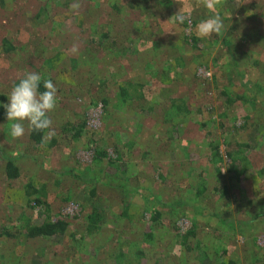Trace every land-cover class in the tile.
<instances>
[{
    "label": "trees",
    "instance_id": "16d2710c",
    "mask_svg": "<svg viewBox=\"0 0 264 264\" xmlns=\"http://www.w3.org/2000/svg\"><path fill=\"white\" fill-rule=\"evenodd\" d=\"M133 1L79 0V9L72 7L75 0H20L21 7L15 6L17 0L0 1V9L6 8L5 17L7 16L6 26L2 22L0 25H4L3 29L7 32L11 33V30H14L12 36L3 35L0 41L1 51L11 57L8 71L15 72V68H18L17 65H12L14 57L12 53L19 50L24 43L17 38L19 26L9 21L10 12H13L12 21H15V15L17 16L15 8H17V11L22 9V14L19 16L22 21H35V26H32V36L40 39L36 44L38 50L33 53V60L37 61V64L30 63V71L25 64L23 70L39 73L42 80H52L57 92L61 94L65 90L61 85L64 84L62 80L67 81L68 77V81L73 80L72 84H75L73 74L85 70V77L88 76L85 83L96 81L99 85V90L93 92L89 84V104L101 103L102 106V122L97 128L89 129L85 113H82L77 114L74 120L67 118L59 122L60 129L55 122H52L54 133L52 135L47 134V131L30 130L25 122L24 136L10 140V126L13 122L7 120L3 105L8 103L12 86L18 83L26 72L22 74L20 66L14 75H17L16 81L10 79L11 76H5L0 80V140L7 141H0V158H2L0 173L10 182L12 192L15 189L12 181L22 171L16 163L17 158L30 154L38 158L41 150L46 149V154L42 157L44 159L40 161L44 168L40 169H43L48 177L37 173L36 184L34 181L28 184V188L33 192L25 196L27 204L24 210L31 211L30 214L38 221L34 222L33 216L21 222H18V219L12 221L10 213L3 212L5 224L0 223V264H29L27 260L34 255L39 256L41 264H164L160 259L159 250L164 233L170 230V224L176 231L178 254L183 248L187 254L196 257L198 251L203 250V256L202 253H198V257L203 259L207 254L205 250L209 249L204 245L205 242L202 243V239L198 238L195 241L196 221H191L190 226L181 230L176 225V221L187 216L189 213L187 207L195 209L197 214L194 215L203 214V208L211 197L226 203L233 184L229 185L226 180L216 182L211 179L213 175L209 170L204 173L189 166L182 173L186 183L193 184V187L190 186L194 191L192 204H189V200L185 198H167L155 193V185L166 180L165 173L161 169L168 166L172 168L175 165L173 159H176V162L182 156L185 159L189 147L184 145L183 142L186 141L183 137L174 133L169 136L172 140H168L164 148L155 138V134L151 133L152 130L147 129L152 126L157 129L159 122L170 115L169 109H172V113L179 119L186 117L189 121L198 122L201 128L209 124L208 129L214 128L216 117L220 120V126L225 125L221 121V115L225 111L233 110L232 118L228 113L225 114L230 118L228 139L236 146L234 150L226 153L230 159L229 170H234V174L238 177L242 176V173L249 170L248 153L251 150H264V36L261 35L258 41L256 40L258 33L247 35L242 27H237V24L230 26L228 33L224 30L223 35H214L218 46L210 65L213 71L211 79L214 90L213 94L206 95L204 101L210 106L214 97L223 109L215 118L203 122L200 108L206 104H199L195 117L193 108L187 103L188 97L182 94V89L188 85L186 80L194 75V66L202 64L196 51L199 50L197 45L200 39L196 34L195 26L197 22L209 18L212 13L199 3L198 6L202 10L192 12L190 32L186 34L180 31L174 37L168 35L162 15L161 18L156 17L159 12L156 7H152L148 12V7L151 5L147 4V0ZM172 1H168L169 4ZM224 1L234 2L237 9L241 2V0ZM159 6L169 7L163 3H159ZM137 7L141 8L140 11L133 10ZM247 8L250 11L241 8L243 13L238 18L245 17L247 21L254 22L264 29V2L251 3ZM257 8L258 10L254 12L253 10ZM233 9L228 5L219 7L221 19L230 16ZM131 11L134 14L133 19L130 17ZM251 11L252 13L249 14L248 12ZM186 21L183 24H186ZM223 22L228 23L227 19ZM162 29L163 36L159 39L156 34L161 33ZM235 37L242 50L236 46ZM47 42L55 44L54 56L46 55V48L49 50L50 47ZM246 42L257 43L261 47L246 49ZM243 53H248L246 58ZM125 66L130 71L128 77L124 75ZM142 69H151L153 75L144 74ZM55 72H58L57 75ZM208 77L209 75L206 79L209 82ZM122 78L130 79L122 81ZM237 79L239 84H235ZM101 84H105L109 91H106L107 88H103ZM180 85L184 87L181 88ZM233 86H240L241 91L237 93L231 90ZM78 88L79 86L75 87ZM39 90H44L42 83ZM75 104L87 106L86 102L80 104V100ZM235 109L240 110L241 115H237ZM132 119L133 128L119 125L121 121L129 122ZM237 120L241 121L237 123ZM118 126L120 129L115 128ZM167 127H171L169 123ZM143 130L151 134L153 158L161 167L158 166L157 171L147 170L145 162L143 163L145 169H136L135 163L127 162V157L124 156L134 146V141L141 140ZM244 130L247 132V138L238 141L236 134ZM208 134H204L203 137L205 136L211 151L214 152L210 157V163L213 165V160L219 154L220 142H217L218 137L215 133ZM110 138L114 142V155L107 151L108 144L105 143V139ZM223 141L227 142V139ZM78 142L86 143V148L92 152L89 161L81 162L75 156ZM119 142H124L128 150L118 146ZM11 148L19 154L6 153ZM172 153L175 157L171 155ZM141 154L144 153H138L136 157L142 158L139 156ZM52 162L57 164V167H53ZM25 166L23 163L22 169L29 174L28 170H24ZM259 173L264 174V166L259 169ZM213 174L218 180L217 169ZM142 179L147 181L146 185L140 181ZM21 187L25 189L23 183ZM37 188H45L51 194L48 193L43 198L36 194L39 190ZM12 194L13 192L8 198L13 203H19L21 207L22 195L17 194L18 198L13 200ZM24 194L25 190H23ZM69 202L79 207L82 217L70 216L62 212L64 205ZM8 203L5 202L6 205ZM24 210L23 214L26 212ZM257 216H264V211L258 212ZM30 219L32 222L28 221ZM221 220L223 221L222 218ZM108 223L110 230L105 234L103 226ZM131 231H134L131 236H126L125 233L129 234ZM103 234L106 236V241L114 243H109L113 245L109 251L103 246L102 239L105 237ZM179 237L182 238L181 242ZM140 240L147 245L143 247L139 244ZM3 244L6 246L4 247ZM62 246L67 248L65 256L62 252L58 254L56 250L57 247ZM219 252L212 251L209 264H239L238 259L226 256L229 250L224 249L222 253Z\"/></svg>",
    "mask_w": 264,
    "mask_h": 264
},
{
    "label": "rangeland",
    "instance_id": "374dc122",
    "mask_svg": "<svg viewBox=\"0 0 264 264\" xmlns=\"http://www.w3.org/2000/svg\"><path fill=\"white\" fill-rule=\"evenodd\" d=\"M168 1L162 0V2H160V0H147V4L151 5L148 7V12L151 11L150 9L152 7H156L155 9H158L159 12L157 13L156 17L161 18L162 15V18L164 19L163 24L168 29L167 30L169 33L168 35L170 36L174 35V37H176L177 36L176 33L180 31L188 34L190 32L189 26L190 24L192 26V23H189L188 21H186V24H180L178 22H174L173 16L176 15L178 12L190 13L191 14L190 19L192 20V12L202 10L200 6H198V4L200 3L199 0H173L172 3L170 4ZM258 1L259 2H256V0H241V2L238 4L239 9L235 7L234 2L224 1V3L221 6L226 7V5H228V7H230L231 9L234 8L230 16L224 18L227 19L228 21L227 24L226 22H223L224 27L226 28L224 29L225 33H228L230 31V26H234L235 24H237V27L240 28L242 27V29L246 31L247 35L252 33H258L259 36L256 37V40L260 41L261 38L260 36L261 35L264 36V29L256 25L254 22L251 23V21H247L245 17L240 19L238 18L240 17L241 13H243L241 10L242 7L248 9L247 6L251 5V3L262 4L264 2V0H258ZM132 2L134 1L132 0ZM20 3H21L20 0H17L15 6L21 7ZM159 3L167 4V6L169 5V7H165V8L160 7ZM133 6H138V4H133ZM221 6H218V8ZM140 9L139 7H137L134 8L133 10L140 11ZM5 10L0 9V22H2L4 25H5V20L7 19V16L5 17L6 14ZM15 10L17 13V16L15 15V21H12L13 12L10 13L8 12L9 21L13 22L15 26H19L20 31L17 32V38L23 41L24 43L19 50L14 51L12 53V55H14V57L12 58L13 60L12 65H17L18 68L21 66L22 67L21 73L23 74L27 71V69L30 71L29 69L30 63L33 62L37 64V61L33 60L34 59L33 53H35L38 50L36 44L40 41V39L32 36V31H33L32 26H35L34 24L35 21L34 20H27V22L22 21L19 18V16L22 14V9H19L17 11V8H15ZM257 10L258 8L253 11L256 12ZM132 11H131L132 16L130 15V17L133 19L134 14L132 13ZM248 13L251 14L252 11ZM140 17L141 15L139 16V18ZM198 24L199 22H197L195 28L197 27ZM4 25H0V41L3 35L10 34L12 36L11 33L14 31L11 30V33L7 32L6 30L3 29ZM163 32L164 30L162 29V32L161 33L158 32L156 36L159 39H161L163 36ZM214 35L215 34H213L210 38H204V39L199 38L200 40L197 45L199 50L196 51L199 61L202 64L199 65L196 64L194 66L193 69L194 75L190 77V79L186 80V85L188 84L187 86L184 87L180 85L181 88L182 87L185 88V89L183 88L184 90L182 89V94L185 97H188L187 103L191 108H193L194 110L193 115H195V117H197L195 111L197 110L199 104L200 103L206 104L207 102L204 101L206 95H211V93L213 94V90H214L211 79L212 77L211 75L213 71L210 68L211 60L214 56V52L218 47L216 46L217 41L215 40ZM234 39H235L234 41L237 40L236 37ZM14 41L18 43L16 40ZM47 43L49 44L50 47L49 50L48 48H46L47 49L46 55L54 56L53 46H55V44L52 42H47ZM236 46L239 47L237 41H236ZM250 47L259 48L261 46H259L257 43L246 42V49L247 48L251 49ZM239 48L240 50L243 49L242 46H240ZM247 54H244L245 58ZM10 58L11 57L3 53L0 49V80H3L5 76H11L10 79H13V81H16V79H18L17 75L14 76L18 68H15V72L14 70L10 72L8 71L10 67L9 66ZM56 58L59 59V57ZM24 65L27 66V69L25 71L23 70ZM123 65H125V63ZM203 65L207 66V68L204 67ZM124 70H125L124 75L128 77L130 71L126 69V66ZM142 70L145 72L144 74H149V73L152 74L151 69L150 70L142 69ZM84 71H79L77 72V74L76 73L73 74L75 78V84H72L73 80L68 81L69 80L68 77H67V81L65 79L62 80L64 84L61 85L65 88V90L63 91L62 94L60 92H57V97H58L57 106L55 110L49 114L50 119L52 120V122L56 123V126H58L57 128L59 129L61 128L60 127L61 121L66 120L67 118L74 120L76 119L77 114H82V113H85V117L88 120L87 124L89 126V129L91 127L97 128L101 125L102 122L101 103L94 105V104H89L88 101L89 99L88 88L90 87L89 84L91 85V90L93 89V92L96 91L97 89L99 90L98 87L99 85L96 81L85 83L88 76L85 77ZM57 73L58 72H55V75H57ZM208 75H209L208 79H210L209 82L206 79ZM128 79L122 78V81H127ZM116 81L119 82V80ZM184 82L185 81H183V83ZM239 83L240 82L238 79L235 80V84H239ZM113 84H115V82ZM101 85L103 86V88L105 89L107 88L106 91H109L108 87H106L105 84H101ZM78 86L79 88L75 89V87ZM95 86L97 88H94ZM231 90H235L238 93L241 91V88L240 86L239 87L233 86V88L231 87ZM79 100H80V104L86 102L87 106L86 107H83L82 105L76 106L75 103ZM221 109L223 108L220 102L216 101L214 97H212L210 106L206 104V106L200 108L201 116H202L201 120L205 122L209 118H215L217 116V113L222 112ZM235 110L237 115H241L240 110L238 109ZM169 112H171L170 115L165 116L163 120L159 122V127L157 129H155V127L152 126L150 129L147 130H152L151 133L155 134V138L158 140L160 144H162L164 148L166 146L165 143H167L168 140H172L169 139V136L175 133L177 136L184 138V141L186 142L183 143L184 145L188 146L189 149L187 154L185 155V159H183V156L181 159H178L177 162L176 159H173L175 161V165L172 168L168 166L165 169H161L165 173L166 180L161 181L162 183L160 182L159 184L155 185V189H154L155 193L159 194L160 196L163 195V197L165 196L167 198L168 197L185 198L189 200V204H192L191 198L194 196V194H192L194 191L192 188H190V186L193 187V184L192 185H190V183L187 184L185 176L182 173V171L187 170L189 166H193L197 168L199 171L204 173L206 172V170L207 171L209 170L213 175L211 176V179H214L216 182L226 180L229 185L230 184L233 185H231V190L230 193L228 194L229 195L228 201L226 203L223 201L215 200V197H211V199L207 201L206 206L203 208L204 210L203 214L194 215L197 214L195 212V209H191L190 207H187V210L189 211L187 216L178 219V221H176V225L179 226V230H181L182 228L183 229L186 228L188 225L190 226L191 221H196L197 237L195 238V241L198 238L200 240L202 239L203 240L202 243L205 242L204 245L207 247V249H209V250H205L206 251L205 253L207 254L204 256V258L200 259L198 257V253L200 254L202 253L201 256H203V250L198 251L196 257H192L189 254H187L183 248L181 250V253L178 254V249H177L178 243L175 240L176 231L175 228H173L170 224V230L164 233V239L162 240L163 242L161 243L162 245L161 250H159L160 259L162 263L209 264L210 262L209 257L210 255H212V251L213 253L216 251L218 252L220 251L219 253H222L224 249H227L229 250V252L228 255L226 254V256L234 257L238 259L239 264H264V216H257L258 212L264 211V174L259 173V169L262 166H264V150L263 149L251 150L248 153L249 170L246 173H242V176L240 175L238 177L236 174H234L235 173L234 170H229L228 164L230 163V159L229 156H227L226 154L229 153L230 150H234L236 148L235 143L232 140L228 139L230 136H228L227 133L230 127L229 119L232 118L233 110L225 111L224 114L221 115V121H223L225 125L220 126L219 125L220 120L217 119L216 117V124L212 129H208L209 124L208 126L201 128L198 122H193L192 120L189 121V119L186 117L179 119V117H176V114L172 113L173 112L172 109H169ZM226 113L229 114L230 118L226 117L227 116L225 115ZM124 115H126L125 112ZM191 119H195V118H191ZM240 121L241 120H237V123H239ZM168 123L171 126L169 128L167 127ZM133 124H134L133 119L129 122L121 121V123H119L121 127L130 126L131 128L134 127ZM115 128L120 129L119 126ZM134 129L132 131H134ZM147 130L142 131L141 140L139 142L134 141L135 144H133L134 146L130 148L129 151H127L128 150L127 147L125 148L124 142L123 143L119 142L118 146H120L122 149L124 148L123 150L127 151V153H125L124 156L127 157V162L135 163L136 169H145L146 166H144L143 164L145 162L147 164V168H146L147 170L151 171L152 169H156L157 171L160 166L158 165L157 160H154L153 158L154 154L151 151L152 138L150 136L151 134L148 133ZM206 133H209L208 135H212L215 133L216 136L218 137L217 142L218 141L220 142L219 154H217V157H215V159L213 160L214 162L213 165H211L210 163V157H212L211 154L214 152L211 151V148L208 145L207 140H205V136L203 137V135ZM133 137L136 136L133 135ZM235 137L236 139H238V141L245 140L247 138L246 130L236 134ZM11 139L13 138L10 137V140ZM223 139H227V142L223 141ZM2 141L7 142L4 139H2ZM217 142L215 141L214 144H216ZM105 143L108 144L107 151L114 155L113 152L114 142L111 140V138L109 140L105 139ZM76 147L77 150L75 156L81 162L89 161L92 152L86 148V143L81 142ZM45 150H41L40 156L38 158L31 155L30 152H28L30 155L26 157L17 158L18 160L16 161V163L19 165V167H21L22 171L20 170L21 171L20 175L18 177H15L12 181L13 184L15 185V189L12 190L13 192L12 199L13 200L17 199L18 195L20 196L22 195L21 207H19V203H13V201H11V199L8 198V195L12 193L10 188V182L6 181L3 178V175L0 173V223L1 224H5V219H4L5 215H3L4 211L10 213V216L13 218L11 219L12 221H16L18 219V222L19 221L21 222L22 220L25 221L26 219L31 218L33 216L30 214L31 211L24 210V207L27 204L25 196L28 194L30 195L33 192L28 188V184H30L29 182L36 181L37 173L46 176L45 174L46 172L43 169H40V168H44V166L40 164V161L44 159V158L42 159V157H44L46 154ZM7 152L15 153V151H13L12 148L11 150L6 151V153ZM138 153H144L139 155L142 158L136 157ZM145 153H147L146 156ZM15 154L17 155L19 154V152L18 153L16 152ZM171 155L175 157V154L172 153ZM71 157L72 155H70V158ZM23 163L26 165L25 166L26 168L24 170H28L29 174H26L25 171H23L22 169ZM208 165L210 167H208ZM53 167H57V164L53 163ZM216 169H217V173L219 174L218 177L216 176L218 180L214 177L213 174L214 172H216ZM140 181L145 185L147 184V181L144 179ZM22 183L24 184L25 189L24 187L23 188L21 187ZM37 189L39 190L37 191L36 194L42 196L43 198H45V196H47V194L49 193V191L45 188L43 189L37 188ZM23 190H25L24 195H23ZM2 195L3 197H1ZM6 201L9 202L8 205L5 204ZM113 203L115 205L117 204V202H113ZM23 210L26 211L25 214H23ZM62 212L69 214L70 216L79 215L80 217H82L79 211V207L76 204L70 202L64 205ZM221 218L223 219V221L221 220ZM32 219L28 221L32 222ZM36 221H38V219L34 217V222ZM109 230H110L109 223L108 225L103 226V232L105 234ZM126 232L128 233V230ZM133 232L134 231H131L129 234L127 233L125 234L126 236H131V233ZM105 234L103 235L105 236ZM179 240L181 242L182 238L179 237ZM102 241L104 242L103 246L109 251L111 249L110 247L113 246L112 244L109 243H113V242L109 240L106 241V236L103 237ZM139 244H141L143 247L147 245L146 243L143 242V240L142 241L140 240ZM3 245L4 247L6 246V244ZM211 248L213 249L212 251ZM66 249L67 248L62 246L60 248L57 247L56 250L58 251V254L62 252V254H64L63 256H65ZM38 257L39 256L34 255L33 257H30L27 261H29V264L30 263L41 264L40 259ZM34 258L37 260H35ZM0 259H1V251H0Z\"/></svg>",
    "mask_w": 264,
    "mask_h": 264
},
{
    "label": "clouds",
    "instance_id": "9594fccd",
    "mask_svg": "<svg viewBox=\"0 0 264 264\" xmlns=\"http://www.w3.org/2000/svg\"><path fill=\"white\" fill-rule=\"evenodd\" d=\"M199 2L212 15L201 21L196 27L199 38H210L213 34L220 36L224 32V24L220 17L218 6L224 0H199ZM73 9H79V0H75ZM191 14L178 12L173 16L174 22L183 24L186 20L191 23ZM43 91H40V85ZM57 87L50 79H43L39 73L26 72L18 83L14 84L9 92L8 103L3 107L6 110V118L12 121L10 135L13 139H20L25 134V122L30 130L46 132L52 131V113L57 106Z\"/></svg>",
    "mask_w": 264,
    "mask_h": 264
}]
</instances>
